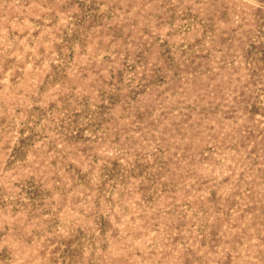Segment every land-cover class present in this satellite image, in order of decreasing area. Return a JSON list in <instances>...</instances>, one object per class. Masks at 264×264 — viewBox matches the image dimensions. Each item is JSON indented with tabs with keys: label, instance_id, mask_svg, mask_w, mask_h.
<instances>
[{
	"label": "rangeland",
	"instance_id": "rangeland-1",
	"mask_svg": "<svg viewBox=\"0 0 264 264\" xmlns=\"http://www.w3.org/2000/svg\"><path fill=\"white\" fill-rule=\"evenodd\" d=\"M0 264H264V0H0Z\"/></svg>",
	"mask_w": 264,
	"mask_h": 264
}]
</instances>
